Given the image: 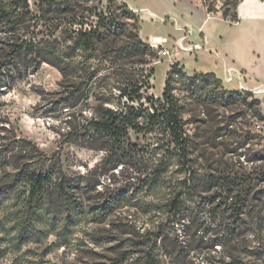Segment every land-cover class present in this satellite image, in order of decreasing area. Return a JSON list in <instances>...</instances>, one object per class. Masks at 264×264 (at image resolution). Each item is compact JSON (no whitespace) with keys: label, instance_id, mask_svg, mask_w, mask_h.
Listing matches in <instances>:
<instances>
[{"label":"rangeland","instance_id":"374dc122","mask_svg":"<svg viewBox=\"0 0 264 264\" xmlns=\"http://www.w3.org/2000/svg\"><path fill=\"white\" fill-rule=\"evenodd\" d=\"M208 1L219 10L224 0ZM27 2L37 14L40 2ZM238 5L240 13L255 17L225 23L214 18L204 32L244 65L246 90L237 80L206 75L218 62L210 52L182 53L186 69L152 48L145 55L150 64L116 69L109 61L91 62L106 92L116 97L119 90L111 86L118 79L152 66L141 93L155 99H162L166 69L175 64L173 93L189 143L185 156L158 130L130 133L136 148L113 170L101 165L104 151L62 142L73 118L52 103L61 73L49 63L0 88V264H112L123 251L128 254L120 264H228L233 258L264 264V92H255L264 89V0ZM135 14L147 44L143 30L170 29L166 23L142 24ZM173 46L168 41L165 47ZM159 165L160 180L148 187ZM21 167L52 171L38 199L28 201V185L18 178ZM60 181L73 196L55 190ZM176 193L177 213L169 207ZM238 200L244 209L241 235L228 232Z\"/></svg>","mask_w":264,"mask_h":264},{"label":"trees","instance_id":"16d2710c","mask_svg":"<svg viewBox=\"0 0 264 264\" xmlns=\"http://www.w3.org/2000/svg\"><path fill=\"white\" fill-rule=\"evenodd\" d=\"M38 1L41 6L36 14L30 10L27 0H0V88L22 79L42 63L55 66L61 79L59 90L55 92L58 96L52 103L62 105L73 118L68 121L62 142L104 151L101 165L109 170L121 166L136 148L130 133L162 131L171 137L174 152L187 155L189 143L173 93L175 64L166 72L162 99H155L143 97L141 93L146 79L154 72L152 66L134 68L118 79L111 86L119 90L116 97L107 93L110 91L108 85L98 76L97 65L91 63L109 61L115 68H122L119 67L122 64L152 63V58H145L151 47L139 36L135 12L125 2L117 0ZM197 1L209 14L220 12L225 21L238 20L237 7L241 0H224L219 10L211 1ZM206 75L214 78L213 73ZM86 110L89 116L84 115ZM162 171L160 165L152 169L148 187L160 180ZM51 172L48 169H18L19 180L28 185V201L38 199L45 192L52 181ZM187 180L192 181L191 174ZM55 190L64 197L73 196L64 181L55 183ZM179 196L180 193H176L169 203L176 213L179 212ZM243 213V204L238 200L232 209L235 222L229 226V233L241 235L237 228L242 226L240 216ZM127 254L123 251L112 264L124 262ZM228 264L245 263L233 258Z\"/></svg>","mask_w":264,"mask_h":264},{"label":"crops","instance_id":"0c3cea01","mask_svg":"<svg viewBox=\"0 0 264 264\" xmlns=\"http://www.w3.org/2000/svg\"><path fill=\"white\" fill-rule=\"evenodd\" d=\"M121 1L125 2L132 11L137 12L141 15L143 20L142 24H144V22L149 21L152 24L154 22L156 23L159 22L160 24L166 23L169 26L168 27L170 28L169 30L167 29L164 30L158 26L157 27L154 26L153 30L150 31L143 30V36L145 38H148L147 41H149L154 36H157V37H165L167 38V43L168 41H171L175 44L178 41V39L184 34V32L188 30L190 32L189 40L191 42L199 43L201 42V37H205V39L207 40L204 47L196 52L213 53V55L218 60V62L215 63L214 65L215 67L210 68L212 72L209 73H213L217 77L221 78L223 82L229 83L226 80L228 65L232 63L236 69H241L243 71L244 65L243 64L239 65L236 62H234L231 58H229L228 55L224 51H222L219 45L215 44L212 38L204 32L206 23L209 20L215 18L221 20L224 23L225 20H223L222 17H211L199 1L197 0H121ZM237 14L238 16L241 15V20L255 17V15L247 13V10H245L243 13H240L239 5L237 7ZM198 32H201V34L198 35ZM166 44L164 46H166ZM182 53L185 52L178 51L177 53H172L170 57L171 59L178 58L177 60L180 61L181 65L184 66V68L186 69V61L184 60V57L181 58ZM168 69H169V65L166 70ZM237 82L239 87L240 85H242L243 87L246 86V83L244 82L243 83H240L239 81Z\"/></svg>","mask_w":264,"mask_h":264},{"label":"built area","instance_id":"2783aa9c","mask_svg":"<svg viewBox=\"0 0 264 264\" xmlns=\"http://www.w3.org/2000/svg\"><path fill=\"white\" fill-rule=\"evenodd\" d=\"M201 32H198L200 35ZM190 32L186 30L184 34L178 39V41L174 44L173 48H166L164 45L167 43V38L165 37H153L148 41V44L153 50L159 51L164 56H171L172 53H177L178 51L191 53L193 51L201 50L206 44L207 40L205 37H201V42H191L189 40ZM243 71L241 69H236L233 64L227 66V81L231 82L233 80H237L240 83L243 82ZM246 90L247 88L240 85V90ZM255 92H264V89H258ZM263 127L262 124L258 123L257 128Z\"/></svg>","mask_w":264,"mask_h":264},{"label":"bare ground","instance_id":"6f19581e","mask_svg":"<svg viewBox=\"0 0 264 264\" xmlns=\"http://www.w3.org/2000/svg\"><path fill=\"white\" fill-rule=\"evenodd\" d=\"M154 37H157V36H154Z\"/></svg>","mask_w":264,"mask_h":264}]
</instances>
